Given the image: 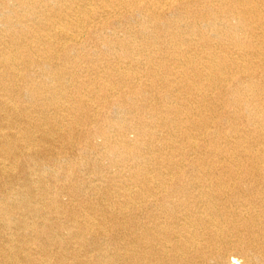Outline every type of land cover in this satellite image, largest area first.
<instances>
[{"label": "bare ground", "instance_id": "bare-ground-1", "mask_svg": "<svg viewBox=\"0 0 264 264\" xmlns=\"http://www.w3.org/2000/svg\"><path fill=\"white\" fill-rule=\"evenodd\" d=\"M0 264H264V0H0Z\"/></svg>", "mask_w": 264, "mask_h": 264}]
</instances>
